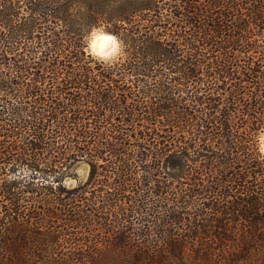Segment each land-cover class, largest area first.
<instances>
[{"label": "trees", "instance_id": "1", "mask_svg": "<svg viewBox=\"0 0 264 264\" xmlns=\"http://www.w3.org/2000/svg\"><path fill=\"white\" fill-rule=\"evenodd\" d=\"M260 130L264 0H0V264H264Z\"/></svg>", "mask_w": 264, "mask_h": 264}, {"label": "clouds", "instance_id": "2", "mask_svg": "<svg viewBox=\"0 0 264 264\" xmlns=\"http://www.w3.org/2000/svg\"><path fill=\"white\" fill-rule=\"evenodd\" d=\"M87 54L102 66L111 67L125 55V45L116 34L103 25L91 28L84 37ZM257 153L264 157V130L257 132L254 138Z\"/></svg>", "mask_w": 264, "mask_h": 264}, {"label": "rangeland", "instance_id": "3", "mask_svg": "<svg viewBox=\"0 0 264 264\" xmlns=\"http://www.w3.org/2000/svg\"><path fill=\"white\" fill-rule=\"evenodd\" d=\"M89 175V168L85 164L78 165L71 176H69L67 179H65V184L67 187H74L78 184H81L87 180V177Z\"/></svg>", "mask_w": 264, "mask_h": 264}]
</instances>
